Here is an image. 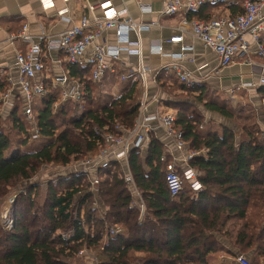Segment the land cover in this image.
Segmentation results:
<instances>
[{"label":"trees","instance_id":"obj_1","mask_svg":"<svg viewBox=\"0 0 264 264\" xmlns=\"http://www.w3.org/2000/svg\"><path fill=\"white\" fill-rule=\"evenodd\" d=\"M63 69L82 83L83 96L64 101L60 88L45 79V94L31 102L35 138L20 97L5 116L0 115V199L17 183L25 186L12 204L13 230L0 228V264H76L77 259H87V264H208L222 250L217 226L224 209L245 211L232 246L264 260V128L256 113L238 122L236 106L217 97L208 83L186 85L160 71L156 83L174 96L163 104L176 108L173 127L181 132L186 148L197 152L190 166L200 173L202 189L192 192L184 184L177 194H170L166 166L171 156L165 144L172 145V140L161 132L159 139L150 133L144 149L129 150L132 186L121 164L112 162L92 188L71 164L99 151L102 142L96 131L133 128L141 90L133 76L120 78L124 70L117 64V72H107L100 81L92 79L90 69L74 63L64 61ZM100 86L109 93L103 104L97 98ZM8 87L0 81V93ZM257 89L264 98V86ZM262 110L264 116V106ZM204 112L234 126L216 124ZM47 165L61 170L42 188L34 178ZM42 190L44 200L39 204ZM114 225L123 231L107 234ZM83 247L93 258L78 254Z\"/></svg>","mask_w":264,"mask_h":264},{"label":"built area","instance_id":"obj_2","mask_svg":"<svg viewBox=\"0 0 264 264\" xmlns=\"http://www.w3.org/2000/svg\"><path fill=\"white\" fill-rule=\"evenodd\" d=\"M230 0H164L161 15H174L184 13L180 24L185 26L190 34L194 36L202 45L212 49L218 58V67L214 69L217 72L221 67H227L236 60L243 59L251 62L250 56L255 54L258 58H264V16L261 14L263 0H242V12L235 16H219L208 20L188 18L190 12L199 10L207 3L225 4ZM47 2H44V5ZM47 6V5H45ZM102 10L99 18L89 21L87 17L82 16L80 23L72 26L52 38L45 34L31 35L27 32V25L12 36V39H19L25 43V50L18 51L15 55V68L17 70V79L7 78L9 87L6 91L0 93V115L4 109H8L14 100L11 98L12 90L18 88L22 102L25 117L34 129L33 138L38 134L33 121L31 102L34 97L45 94V79H50L52 86L60 88L62 100H80L83 96L82 83L75 78H69L68 73L62 69L60 72L52 75L44 73L43 61L51 52H61L65 61L77 64L82 68H88L94 81H100L107 72L116 73L115 66L120 61L122 53L134 55L137 57V66L135 70H124L120 73V78L126 80L133 76L139 82L141 90L139 112L133 128L122 130L117 126L116 130L120 133L96 131L101 139L99 151L82 159L72 162L73 172L83 173L93 188L101 180L100 173L105 168L112 165V162L121 164L125 173V180L132 186V178L128 170V152L131 148L144 149L148 143L150 133L158 138V129H162L167 137L171 138V150L166 145L170 153L171 162L166 166V183L171 195L177 194L187 184L192 192H198L202 189L199 172L190 166V159L196 155L195 152L186 148L182 140V134L173 127L175 112L169 107L162 110H155L151 116H144L143 112L147 108V103L153 100L161 103L158 96L151 98L147 91V76L150 75L152 81L156 83V76L160 71L171 72L175 77L186 85H191L192 73L182 64L170 62L152 68L143 63L141 59V45L139 39L133 41L130 39V33H134L138 38L141 32L148 30L153 23H136L130 18L124 17V11L117 10L110 2H104L98 6ZM111 29L115 33V42L108 44L105 41L100 44H94L95 39L102 31ZM249 35L251 42L246 38ZM165 42L180 43V50L171 53V57L176 60H182L186 57V51L193 49L191 44H184L183 35L179 33L164 40ZM162 42V41H161ZM158 44L153 53H161L162 45ZM92 51L86 55L89 46ZM55 63L62 66V59H54ZM264 86V77L258 82L243 83L240 87ZM230 95L234 90L228 91ZM219 95H223L220 91ZM18 96L15 99H18ZM162 104V103H161ZM156 122L151 125L150 122ZM159 139V138H158ZM176 151V153L173 152ZM133 195H139L137 191H132ZM141 211L144 209L143 201L139 198ZM0 226L4 232H11L14 226L12 216L3 212L1 215ZM86 228V226H85ZM107 234L115 235L122 232L120 225L108 227ZM65 237V235L63 236ZM123 248V247H122ZM80 256L93 258V253L86 247L79 249ZM96 260V259H94ZM236 261L239 264H249L242 255H237Z\"/></svg>","mask_w":264,"mask_h":264},{"label":"crops","instance_id":"obj_3","mask_svg":"<svg viewBox=\"0 0 264 264\" xmlns=\"http://www.w3.org/2000/svg\"><path fill=\"white\" fill-rule=\"evenodd\" d=\"M44 2H47L45 4L47 6L44 5ZM104 2H110L117 10L124 11V17L130 18L133 22H157V25H152L148 30L141 32L139 38L134 33H130L131 40L136 41L139 39L140 41L141 59L144 64L156 69L166 63H180L192 73V80L194 82L208 83L223 94H226L228 90L234 89L235 87L240 88L241 91L247 90L249 93L248 101L255 111L256 116L258 115L257 122L264 128V118H262L264 117L262 114L264 98L258 94L257 89L263 86L240 87L243 83L249 81L258 82L260 78L264 77V58H258L253 54L250 56L252 63L239 59L231 65L221 67L217 72H214V69L218 67L219 63L215 52L202 45L201 42L190 34L185 26L180 24L184 13L179 12L174 15H161L160 11L163 8L164 0H0V81H6L8 84L6 80L8 76L14 80L17 79L15 55L18 51H24L26 46L21 40L16 38L12 39V36L24 24L27 25V32L33 36L43 33L52 38H56L62 32L79 24L82 16L87 17L89 21L94 20V18H99L102 15V10L98 6ZM241 11L242 0H230L225 4L207 3L199 10L188 13L187 17L201 19L197 17L209 16L213 18L219 16H235ZM261 14L264 16V0ZM179 33L183 35L182 43L193 46L192 50L186 51V57L182 60H176L170 56L171 53L180 50L181 44L164 41ZM246 38L253 45L250 36L247 35ZM262 39L264 42V36H262ZM104 41L108 44L115 42V33L113 30L107 29L102 31L95 39L94 44H100ZM160 42L162 52L153 53ZM92 48L93 45L88 47L86 55L91 53ZM57 58L62 59V66L54 62V59ZM64 61L65 59L61 55V52H51L43 61L44 73L46 75H52L60 72L61 67L63 69ZM117 65L122 70H135L137 57L122 53ZM167 75L179 81L173 73L167 72ZM167 82L170 84V81ZM147 91L149 98L156 95L162 103L160 86L152 81L150 75L147 76ZM18 95V88L15 87L11 94L12 100ZM161 103L150 100L147 103V108L143 112V115L149 117L155 113V110L164 109L165 106ZM7 110L4 109L2 115L5 116ZM150 124L155 125L156 122L151 121ZM160 132L161 134L163 133V131H158V134ZM168 148L171 150L170 145H168ZM173 152L176 153L175 150ZM235 257H237L236 253L234 255ZM227 259H230L229 256Z\"/></svg>","mask_w":264,"mask_h":264},{"label":"rangeland","instance_id":"obj_4","mask_svg":"<svg viewBox=\"0 0 264 264\" xmlns=\"http://www.w3.org/2000/svg\"><path fill=\"white\" fill-rule=\"evenodd\" d=\"M171 88H173V87H171ZM235 89H236V92H235ZM106 90H107L106 88L101 87V86L99 87V91L97 90V98L100 100V102L102 104L106 103V101L108 100V97H109V93H107ZM233 90L235 93L233 95H230L228 93L229 90L227 91L226 94L222 93L223 95H219L218 94L219 90H216V92H217L216 95L219 98H225L226 100L228 99V100L232 101L234 106H236V111L238 113L239 119H237V121L243 122V120H245V119H242V117L243 118L244 117H246V118L252 117V114H254L255 111L253 110L250 102L248 101L249 93L247 92V90L241 91V89L240 88L238 89L237 87H235ZM160 91H162V97H161L162 100H170L171 97H174L173 92H171V90L169 91L168 89H161L160 88ZM258 94H260V93H258ZM163 103L164 102L162 101V105L165 106ZM165 107H169V109H172V111H174L176 113L175 107H173V106H165ZM204 114L206 116L205 118L212 119L214 121V123L216 122V124L226 122L228 125L234 126V124L232 122L222 120L216 114H209L206 112H204ZM246 122H250L249 119L246 120ZM5 130H7V128H5ZM58 170H61V168L51 166V165H47L44 168H40L38 170L39 172H38L37 176L34 178V180L36 182H38V184L40 183L41 184L40 186H42V188L43 187L45 188L47 181L49 179L53 180V178L55 176H57V174L60 172ZM24 187H25L24 183H17L15 185V187H13L11 191H9V193H7L5 196H3L0 199V223H1V215L3 214V212L9 213L13 218L12 204L14 203L17 194L19 192L21 193L24 191L23 190ZM43 200H44V192L42 190V191L38 192L37 202L39 204H41L43 202ZM17 203H18V201H17ZM24 205H25L24 203H20L18 207L23 208ZM99 205L100 204H98V206ZM251 210L253 212H255V211L260 210V209H256V210L251 209ZM224 212H225V217L221 221L219 226H217V232L219 234L218 238L221 240L222 250L217 251L213 255V257L211 258V260H209L208 264H237L236 263L237 262L236 257L234 258V256L232 255V254L235 255V253H236V255L240 254L243 257H245L249 264L253 261L259 262V264H264L263 259L255 257L254 255H251L250 253H246V254L240 253L238 251V249H236L235 247L232 246L233 245L232 240L234 239V235H235L236 230L238 229V227L241 224V220L244 217L245 211L241 210V209H224ZM0 228H1V226H0ZM224 234H225L224 238L221 237ZM224 239H227L228 241L224 240ZM105 240H106V237H104L102 241H105ZM227 250H228V252L230 250V254L226 252ZM139 254H141V253H139ZM138 256H141V255H138ZM228 256L230 259H227ZM87 261H88L87 259H86V262L84 260L77 259V261L75 263L76 264H87Z\"/></svg>","mask_w":264,"mask_h":264}]
</instances>
